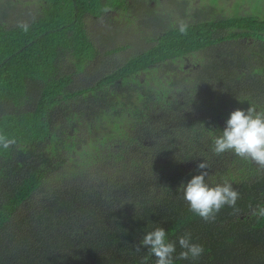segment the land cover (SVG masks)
Masks as SVG:
<instances>
[{"label": "trees", "instance_id": "obj_1", "mask_svg": "<svg viewBox=\"0 0 264 264\" xmlns=\"http://www.w3.org/2000/svg\"><path fill=\"white\" fill-rule=\"evenodd\" d=\"M248 1L194 9L187 35L149 0H26L27 33L0 22V133L16 140L0 149V264H155L134 246L158 225L204 248L180 260L177 242L173 264H264V170L212 151L232 110L264 111V0ZM130 8L161 29L117 62L126 46L100 51L85 20ZM201 160L206 183L239 191L238 212L204 222L181 199Z\"/></svg>", "mask_w": 264, "mask_h": 264}, {"label": "clouds", "instance_id": "obj_2", "mask_svg": "<svg viewBox=\"0 0 264 264\" xmlns=\"http://www.w3.org/2000/svg\"><path fill=\"white\" fill-rule=\"evenodd\" d=\"M109 10L105 8V11ZM17 27L27 33L30 25L20 21ZM177 29L181 35H187L188 24L180 21ZM15 144V138L0 133V149L7 150ZM212 151L217 156L231 152L264 170V111H258L255 105H249L246 110L241 108L232 110L224 128L214 137ZM196 167L199 170L197 174L192 175L187 182L182 181L177 188L189 210L204 222H214L217 214L225 206L238 212L236 201L240 198L239 191L227 180L215 185L206 183L209 167L206 161H199ZM253 214L264 217V207L257 206L253 209ZM177 242L181 248L177 259L196 260L204 253L203 246L192 241L190 232H185L177 237L176 242H172L167 240L166 230L159 225L144 232L134 247L137 252L141 249L147 250L148 256L143 258L145 261L148 257H155V264H173Z\"/></svg>", "mask_w": 264, "mask_h": 264}, {"label": "rangeland", "instance_id": "obj_3", "mask_svg": "<svg viewBox=\"0 0 264 264\" xmlns=\"http://www.w3.org/2000/svg\"><path fill=\"white\" fill-rule=\"evenodd\" d=\"M11 1L14 3V6H5L3 5L2 0H0V22L6 25V27L14 26L20 21L25 22L32 15H35V9L32 4L25 5L26 0ZM156 1H159L161 8L166 12L169 18L172 19V21L176 20L178 22H185L192 19L191 14L194 9L208 6L212 7L214 5L219 13L232 15L235 9L234 4L241 0H217L216 2L213 0H149V3H154ZM258 4L259 0H249L247 2V5L253 8V11L257 10ZM243 6H246V2L240 4V7ZM2 9L6 10L4 16L2 15ZM138 10L139 9H135L132 11L130 8L124 11H113L97 18L93 17L86 19L85 27L94 46L100 51H103L112 43H121L125 45V49L112 54V56L109 57L115 58L117 62L123 61L132 53L144 47V43L148 40L150 34L154 35L157 31L159 32L161 28L157 26L143 28L136 22V20L133 21V15ZM146 10L147 9L142 8L138 13L141 14ZM138 18L146 19L147 15H141ZM107 57L108 55L104 54H100L99 56L101 59ZM189 65L190 64L187 61L186 68ZM107 67H109V65L105 62L96 63L87 67L85 71L76 74L75 78L80 81L84 74L93 76ZM71 70L72 67H70V71Z\"/></svg>", "mask_w": 264, "mask_h": 264}, {"label": "flooded vegetation", "instance_id": "obj_4", "mask_svg": "<svg viewBox=\"0 0 264 264\" xmlns=\"http://www.w3.org/2000/svg\"><path fill=\"white\" fill-rule=\"evenodd\" d=\"M210 10H211V7H210ZM216 10V9H215ZM218 57H220L221 59H224L226 56L225 55H220V54H217ZM224 113V111H222ZM225 114V113H224Z\"/></svg>", "mask_w": 264, "mask_h": 264}]
</instances>
